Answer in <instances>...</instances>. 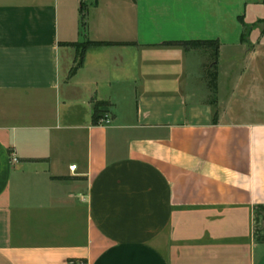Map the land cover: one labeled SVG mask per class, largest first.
Wrapping results in <instances>:
<instances>
[{
    "label": "crops",
    "instance_id": "crops-1",
    "mask_svg": "<svg viewBox=\"0 0 264 264\" xmlns=\"http://www.w3.org/2000/svg\"><path fill=\"white\" fill-rule=\"evenodd\" d=\"M76 258L264 264V0H0V264Z\"/></svg>",
    "mask_w": 264,
    "mask_h": 264
},
{
    "label": "trees",
    "instance_id": "trees-1",
    "mask_svg": "<svg viewBox=\"0 0 264 264\" xmlns=\"http://www.w3.org/2000/svg\"><path fill=\"white\" fill-rule=\"evenodd\" d=\"M81 23H83L81 21ZM67 44H74L73 41L64 42ZM113 43H122V42H114V41H106V40H86L85 42L80 44V50H79V57L77 60H75L73 66L70 68L69 73H72L76 66L79 63L80 55L82 53V50L85 48L87 44H113ZM163 44H170V45H180L182 47H192V48H199L205 53V58L201 64V70L203 77L206 82V86L210 93L212 94L215 90L216 86V54H217V47H218V41L217 39H181V40H165L162 42ZM213 95V94H212ZM214 98L211 96L210 100H213ZM97 104L94 105L93 109V117L92 122L97 123V119L100 116L99 111L96 107Z\"/></svg>",
    "mask_w": 264,
    "mask_h": 264
},
{
    "label": "built area",
    "instance_id": "built-area-1",
    "mask_svg": "<svg viewBox=\"0 0 264 264\" xmlns=\"http://www.w3.org/2000/svg\"><path fill=\"white\" fill-rule=\"evenodd\" d=\"M110 120H111L110 115L108 113L104 112L98 117L97 123L108 124L110 122ZM10 159L12 161L16 160V158L13 154H11ZM73 167H74V164L69 165V168H73ZM67 264H87V262L82 260V259L76 258V259H68Z\"/></svg>",
    "mask_w": 264,
    "mask_h": 264
},
{
    "label": "rangeland",
    "instance_id": "rangeland-1",
    "mask_svg": "<svg viewBox=\"0 0 264 264\" xmlns=\"http://www.w3.org/2000/svg\"><path fill=\"white\" fill-rule=\"evenodd\" d=\"M261 25V24H260Z\"/></svg>",
    "mask_w": 264,
    "mask_h": 264
}]
</instances>
